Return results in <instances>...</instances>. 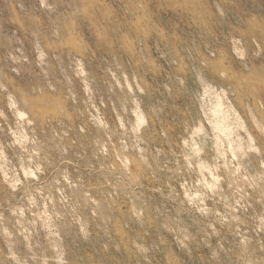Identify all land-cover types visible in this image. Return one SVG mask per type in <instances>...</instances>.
<instances>
[{
	"label": "rangeland",
	"instance_id": "rangeland-1",
	"mask_svg": "<svg viewBox=\"0 0 264 264\" xmlns=\"http://www.w3.org/2000/svg\"><path fill=\"white\" fill-rule=\"evenodd\" d=\"M0 264H264V0H0Z\"/></svg>",
	"mask_w": 264,
	"mask_h": 264
}]
</instances>
